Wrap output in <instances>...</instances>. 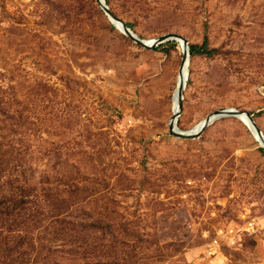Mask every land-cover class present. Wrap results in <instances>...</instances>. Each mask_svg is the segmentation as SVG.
<instances>
[{"label":"rangeland","instance_id":"rangeland-1","mask_svg":"<svg viewBox=\"0 0 264 264\" xmlns=\"http://www.w3.org/2000/svg\"><path fill=\"white\" fill-rule=\"evenodd\" d=\"M107 2L143 38L215 49L190 54L181 130L235 107L264 133V0ZM182 57L179 40L132 39L98 0H0L1 84L16 86L51 166L62 155L64 182L99 223L84 238L114 257L104 264H264V148L235 116L171 134Z\"/></svg>","mask_w":264,"mask_h":264},{"label":"trees","instance_id":"trees-1","mask_svg":"<svg viewBox=\"0 0 264 264\" xmlns=\"http://www.w3.org/2000/svg\"><path fill=\"white\" fill-rule=\"evenodd\" d=\"M214 51L207 39L190 44L192 55ZM8 75L9 70L0 71V264H104L114 259L84 238L85 232L100 230L99 223L83 214L79 188L64 182L62 155L51 166L47 142L32 138L35 122L29 108L21 107L16 86L1 84Z\"/></svg>","mask_w":264,"mask_h":264},{"label":"water","instance_id":"water-1","mask_svg":"<svg viewBox=\"0 0 264 264\" xmlns=\"http://www.w3.org/2000/svg\"><path fill=\"white\" fill-rule=\"evenodd\" d=\"M99 4L105 9L109 17L113 20V22L117 26H122L125 31H127V34L140 43L141 45L147 47V48H153L155 49L159 44L164 43L166 41L176 39V40H181L182 45H183V57L180 65V73L183 74V80L179 83V88H178V94H177V103H178V109L175 111L171 121H170V132L171 134H174L178 137L181 138H195L200 136L202 131L213 121L217 120L218 118L225 117V116H235L239 117L241 119H244V116L247 117L248 119V124L250 127V130L256 137V139L259 141L260 145L264 148V133L260 129V127L256 124L255 120V115L252 111L250 110H243V109H238L235 107H228L221 109L215 113H212L208 115L203 123V125L193 131V130H181L179 128V115L182 112L183 108V98H184V89L186 86V81L188 78V73H189V61H190V44L189 41L186 37L181 35L180 33L177 32H169L163 35H159L154 38L153 42H149V39L141 37L137 32L133 30V28L128 24L127 21H125L121 16H119L108 4L107 0H98ZM184 71L186 72V75L184 76Z\"/></svg>","mask_w":264,"mask_h":264},{"label":"bare ground","instance_id":"bare-ground-1","mask_svg":"<svg viewBox=\"0 0 264 264\" xmlns=\"http://www.w3.org/2000/svg\"><path fill=\"white\" fill-rule=\"evenodd\" d=\"M121 30H123L124 32H126L127 33V31H125L124 29H123V27L122 26H118ZM136 32V31H135ZM147 39H149V42H153L154 41V38H147ZM179 43L181 44V46H182V48H183V45H182V41L181 40H179ZM181 69V68H180ZM180 69H179V78H178V85H177V88H176V90H175V94H174V111H173V115H174V113H175V111H177V109H178V103H177V94H178V88H179V83L183 80V74L182 73H180ZM186 75V72L184 71V76ZM173 117V116H172ZM172 119V118H171ZM205 119L206 118H202L200 121H198L195 125H194V127H193V131H195V130H197V129H199L202 125H203V123H204V121H205ZM244 119H245V122L247 123V125L249 126V124H248V119H247V117L246 116H244Z\"/></svg>","mask_w":264,"mask_h":264},{"label":"built area","instance_id":"built-area-1","mask_svg":"<svg viewBox=\"0 0 264 264\" xmlns=\"http://www.w3.org/2000/svg\"><path fill=\"white\" fill-rule=\"evenodd\" d=\"M252 225H253V223L251 224V226ZM219 234L220 235H224L225 237H227V239L232 244H236L237 243V233L235 232L234 228H228L227 230H222L221 233H219ZM214 243L218 244L219 243L218 239H216Z\"/></svg>","mask_w":264,"mask_h":264}]
</instances>
